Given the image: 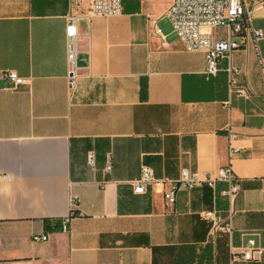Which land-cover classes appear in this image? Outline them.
<instances>
[{"label": "crops", "instance_id": "1", "mask_svg": "<svg viewBox=\"0 0 264 264\" xmlns=\"http://www.w3.org/2000/svg\"><path fill=\"white\" fill-rule=\"evenodd\" d=\"M246 1L264 29L263 0ZM171 2L90 15V0H0V264H264V39L247 36L209 76L167 17ZM7 70L26 83L13 87ZM229 164L243 190L232 233L214 240L201 212L215 195L226 215V184L180 188L173 206L162 185L133 184L143 165L175 181ZM251 239L259 253L246 260Z\"/></svg>", "mask_w": 264, "mask_h": 264}, {"label": "built area", "instance_id": "2", "mask_svg": "<svg viewBox=\"0 0 264 264\" xmlns=\"http://www.w3.org/2000/svg\"><path fill=\"white\" fill-rule=\"evenodd\" d=\"M90 15H114L121 12L122 0H90ZM264 3V0L262 1ZM167 17L184 43L186 49L190 51H203L207 60V74L214 76L221 70L220 62L223 58L229 57L233 50L241 47L247 36L257 44L264 39V29L257 28L252 23V9L246 0H172L167 11ZM78 16H73L67 26V36L69 39V57L71 67L69 70V85L74 88L77 79L76 50L73 36L76 32ZM155 22V20H154ZM224 28L223 33H214L215 28ZM262 60V59H261ZM229 73L236 72L235 67L229 66ZM5 77L13 87L24 85L26 79L14 70H7ZM241 94L246 90L241 89ZM234 133L229 136V157L232 158L239 150L234 146ZM88 162L91 166L95 163V153L88 155ZM111 166H109V169ZM242 177H240L229 164L218 170L216 175L206 173L200 175L183 169L178 180L160 179L155 175L154 170L143 165L141 175L133 181L137 192H144L148 184H159L164 187V198L168 206L175 205L176 195L180 188L192 189L195 187L208 186L215 190L218 183L226 184V188L221 191L228 202L226 215H220L215 206V198L212 207L201 212V216L209 221V234L214 240L219 232L232 233L233 221L236 213V199L243 190ZM69 218L65 219L63 230L67 231ZM33 239L36 241L47 240L48 235L35 234ZM259 253L255 241L249 240L244 248L242 258L246 260L255 259V253Z\"/></svg>", "mask_w": 264, "mask_h": 264}, {"label": "rangeland", "instance_id": "3", "mask_svg": "<svg viewBox=\"0 0 264 264\" xmlns=\"http://www.w3.org/2000/svg\"><path fill=\"white\" fill-rule=\"evenodd\" d=\"M224 31H225L224 28H219V27H218V28H215V29H214V33H215V34H216V33H219V32H220V33H223Z\"/></svg>", "mask_w": 264, "mask_h": 264}]
</instances>
